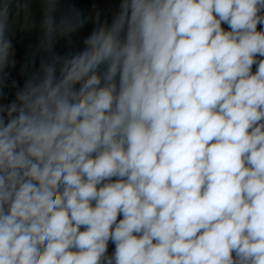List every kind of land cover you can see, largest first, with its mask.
Instances as JSON below:
<instances>
[{"label":"clouds","instance_id":"obj_1","mask_svg":"<svg viewBox=\"0 0 264 264\" xmlns=\"http://www.w3.org/2000/svg\"><path fill=\"white\" fill-rule=\"evenodd\" d=\"M33 2L0 0V264H264V0Z\"/></svg>","mask_w":264,"mask_h":264},{"label":"trees","instance_id":"obj_2","mask_svg":"<svg viewBox=\"0 0 264 264\" xmlns=\"http://www.w3.org/2000/svg\"><path fill=\"white\" fill-rule=\"evenodd\" d=\"M111 1L113 2V5L115 7V0H111ZM67 4H72L79 9H83V10L87 11L91 8L92 1L91 0H66V5ZM87 30H88V28H86L84 31L86 32ZM35 41H36L35 38H30L26 35H23L22 39L15 43L16 49H17V57L19 60L22 61L27 46L30 43H34ZM13 76L16 77L15 72L13 73ZM112 248H113V246L110 245V248H109L110 252L112 251Z\"/></svg>","mask_w":264,"mask_h":264},{"label":"crops","instance_id":"obj_3","mask_svg":"<svg viewBox=\"0 0 264 264\" xmlns=\"http://www.w3.org/2000/svg\"><path fill=\"white\" fill-rule=\"evenodd\" d=\"M91 1H92V3L95 2L93 0H91ZM104 1H105V3H108V0H104ZM62 2L66 5V0H62ZM109 7H111V6H109V4H106L105 8H109ZM32 8H33V13H34V18L38 21L39 18H40V10H39V3L36 2V0H34ZM23 35H26V36H28L30 38L37 39L36 33H28V32H23V31H17L14 43L20 41L22 39Z\"/></svg>","mask_w":264,"mask_h":264},{"label":"rangeland","instance_id":"obj_4","mask_svg":"<svg viewBox=\"0 0 264 264\" xmlns=\"http://www.w3.org/2000/svg\"><path fill=\"white\" fill-rule=\"evenodd\" d=\"M93 1L97 2V0H93ZM99 2H101L102 7H105L106 4H109V6L114 7L113 2L111 0H108V3H105L104 0H99Z\"/></svg>","mask_w":264,"mask_h":264}]
</instances>
